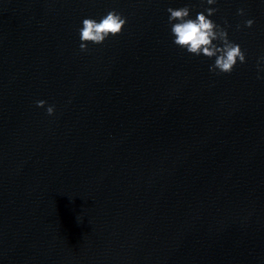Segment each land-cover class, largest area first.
I'll return each instance as SVG.
<instances>
[{
    "label": "clouds",
    "instance_id": "9594fccd",
    "mask_svg": "<svg viewBox=\"0 0 264 264\" xmlns=\"http://www.w3.org/2000/svg\"><path fill=\"white\" fill-rule=\"evenodd\" d=\"M206 2L212 5L216 3V0H206ZM167 11L170 14L168 21L174 37L173 43L186 49L190 54L197 56L202 54L208 58L215 57L214 64L209 66V71L217 72L218 70L219 73H231L237 61L246 62L245 53L240 45L231 42L226 29L209 19L217 9L207 8L204 12H198L195 18L190 17V8L187 6L179 9L170 7ZM238 14L244 15V9H238ZM126 23V18L115 10L109 11L99 21L93 18L83 19V26L80 29V50L87 51L89 43L103 44L109 36L120 34ZM253 23L251 19L246 20L245 26L250 28ZM261 62H264V56L257 63L258 71H264V68H261ZM45 104L43 100L36 102L37 107H44ZM46 112L49 116L53 115L54 106H48Z\"/></svg>",
    "mask_w": 264,
    "mask_h": 264
}]
</instances>
